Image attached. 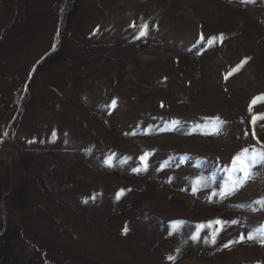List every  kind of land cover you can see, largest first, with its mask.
<instances>
[{"label": "rangeland", "instance_id": "1", "mask_svg": "<svg viewBox=\"0 0 264 264\" xmlns=\"http://www.w3.org/2000/svg\"><path fill=\"white\" fill-rule=\"evenodd\" d=\"M11 2L0 264H264V163L219 195L264 148V0Z\"/></svg>", "mask_w": 264, "mask_h": 264}, {"label": "snow or ice", "instance_id": "2", "mask_svg": "<svg viewBox=\"0 0 264 264\" xmlns=\"http://www.w3.org/2000/svg\"><path fill=\"white\" fill-rule=\"evenodd\" d=\"M147 28L148 25L145 24L142 26L141 31H140V36H145L147 34ZM204 37L201 35V41H203ZM219 39L222 41L223 40V35L219 37ZM217 40V37H211L208 39V45L212 46L213 43ZM245 61H242L241 64L237 65L234 69L233 72L238 71L243 63ZM232 73H229L231 75ZM227 78V77H226ZM258 102H264V94H261L259 97H254L253 100L251 101L249 105V112H252L253 107L258 103ZM115 105V101H113V106ZM218 119V118H217ZM257 120H264V113H258L253 115L251 123L253 126L257 123ZM254 134V133H253ZM259 143V141H258ZM146 157L147 154H145L144 157H141L142 161H145L144 163V169L146 170L147 168V163H146ZM258 163H264V148H262L260 151H255L253 150L251 153L248 148L243 149L240 153H238L232 160V166L228 170L230 173V179L232 176H235V179L231 180L230 185H226L225 188L219 193L221 197H226L228 195L233 194L236 190H238L240 187H242L250 178L252 175V168L258 164ZM141 169H134V171H140ZM239 175H236V174ZM197 183H200L199 180H197ZM195 190V189H194ZM124 190H121L120 193H118V198L120 195H123ZM213 195H216V193H213ZM212 223L210 222L208 227H212ZM225 221L217 219L214 224L217 226L214 231L211 234L210 241L206 242H211L215 243L216 242V236L219 234L220 231L223 230V227L225 225ZM231 223H238L237 221H231ZM178 224V222H176ZM174 224V227L176 226ZM205 227V225H200L197 232L193 234L192 239L197 240L199 239V231L202 230ZM127 231V228H125V232ZM261 240L260 243L264 245V227L261 228ZM248 239H255L254 236L249 235L247 236ZM241 239H245V237L242 235ZM225 247H228V245H225ZM169 259H174V257H169Z\"/></svg>", "mask_w": 264, "mask_h": 264}, {"label": "bare ground", "instance_id": "3", "mask_svg": "<svg viewBox=\"0 0 264 264\" xmlns=\"http://www.w3.org/2000/svg\"><path fill=\"white\" fill-rule=\"evenodd\" d=\"M9 2H11V0H8V3ZM12 3V2H11ZM25 48V51L24 52H22V53H20V55L22 54V56L24 57V54H26V53H28L29 52V57L31 58V55H34V53L36 52V50H37V44H35L34 46H32L30 49L28 48V47H24ZM35 48H36V50H35ZM35 51H34V50ZM23 51V50H22ZM28 56V55H27ZM21 57V56H20ZM19 60V59H18ZM30 63V61L27 59V60H25V59H23L22 58V60H21V65L20 66H23V69L24 68H26V65L27 64H29ZM26 64V65H25ZM19 66V65H18ZM20 72V71H19ZM19 72H17V73H15V74H19ZM15 78L16 77H14V80L13 81H15ZM12 81V82H13ZM4 98H5V96H4V88H0V118H2V114H3V112H4ZM6 99V98H5Z\"/></svg>", "mask_w": 264, "mask_h": 264}]
</instances>
